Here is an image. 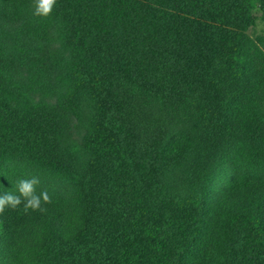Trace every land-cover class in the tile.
<instances>
[{
    "label": "trees",
    "instance_id": "trees-1",
    "mask_svg": "<svg viewBox=\"0 0 264 264\" xmlns=\"http://www.w3.org/2000/svg\"><path fill=\"white\" fill-rule=\"evenodd\" d=\"M254 9L264 20V0H56L63 102L86 108L81 142L24 91L25 50L0 39V194L24 176L16 162L78 193L75 205L46 190L35 209L5 206L0 264H264L258 185L232 193L221 242L199 251L225 149L237 141L264 162V111L240 105L264 41L246 34Z\"/></svg>",
    "mask_w": 264,
    "mask_h": 264
},
{
    "label": "rangeland",
    "instance_id": "rangeland-1",
    "mask_svg": "<svg viewBox=\"0 0 264 264\" xmlns=\"http://www.w3.org/2000/svg\"><path fill=\"white\" fill-rule=\"evenodd\" d=\"M1 3L5 11L0 15V39L10 47L14 46L18 54H21L19 47L25 50L26 55L20 59L22 63L17 65L24 91L34 100L54 105L64 117L65 140L81 142L86 132V108L82 104L71 107L63 102L64 82L59 67L63 50L56 25L48 14L33 15L35 0H1ZM253 13L255 21L247 28L246 34L252 39L256 36L263 38L264 20L259 17L258 9ZM257 45L260 51L248 64L247 89L240 105L245 108L254 104L264 111V41ZM9 98L15 102V97ZM12 168L24 176L37 175L40 183L36 187L63 196L66 204L75 205L78 193L71 182L21 162H16ZM247 184L264 188V162L235 141L225 149L205 184L206 227L199 250L203 255L209 257L217 249L222 238L224 210L233 202L232 193L242 191L243 194ZM233 185L237 188L231 190ZM4 191L8 190L5 188Z\"/></svg>",
    "mask_w": 264,
    "mask_h": 264
},
{
    "label": "clouds",
    "instance_id": "clouds-1",
    "mask_svg": "<svg viewBox=\"0 0 264 264\" xmlns=\"http://www.w3.org/2000/svg\"><path fill=\"white\" fill-rule=\"evenodd\" d=\"M56 0H35L33 15H47L53 8ZM40 183L37 175L17 177L14 185L15 191H4L0 194V211L5 206L16 207L23 199L25 209L29 207L35 209L42 201H48L49 195L46 190L36 191V186Z\"/></svg>",
    "mask_w": 264,
    "mask_h": 264
}]
</instances>
